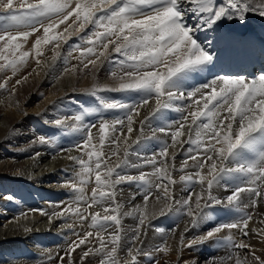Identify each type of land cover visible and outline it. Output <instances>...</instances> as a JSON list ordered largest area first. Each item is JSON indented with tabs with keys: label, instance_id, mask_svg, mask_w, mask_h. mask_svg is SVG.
Here are the masks:
<instances>
[{
	"label": "snow or ice",
	"instance_id": "6c2138e0",
	"mask_svg": "<svg viewBox=\"0 0 264 264\" xmlns=\"http://www.w3.org/2000/svg\"><path fill=\"white\" fill-rule=\"evenodd\" d=\"M74 2L75 6L72 7L73 0H0V10L3 11L0 21H4L0 23V61H3L0 63V71L11 69L15 74L18 67L31 55L29 51L23 50L22 41L27 42L30 36L40 32L41 29L43 36H37L32 44V52L37 58L43 55L42 45L61 39L66 42L68 37L56 32L55 29L74 15L73 24L79 22L76 32H83L89 26L94 29L92 35L86 37V43L90 47L76 46L81 57L95 56V59L88 60V64L96 65L101 57L107 59L110 46L111 52L119 57L118 61L113 62L114 70L110 72V79L114 81V85L94 84L90 90L86 91H90L93 96L108 91L143 94L138 105L109 102L97 96L104 109H127L129 134L133 132V114L139 115L137 107L147 104L149 98H155L156 101L153 115L164 109L173 108L175 101L188 100L191 102L190 107L194 106L193 110L182 116V120L177 122L174 130H171V125L160 126L153 130L154 135L158 131L170 136L172 141L171 145L164 142L158 153L161 163L165 165L164 169L156 167L157 156L146 161L154 168L151 175H155L162 182L164 180L168 182L163 186L162 195H157L156 199L169 201L172 199L168 185L175 184V180L167 171L168 149L176 148L178 144L183 147L185 141H182L180 137L185 135L184 130L187 129L189 134L187 143L195 144L196 149H189L190 154L180 170L184 171L189 167L188 161L191 160L193 162L191 166L197 171L194 176H181V180H186L193 185L199 183L202 189L205 181L207 182V195L204 196L203 192L195 194V208L192 207L193 194L190 189L188 198L182 202V207L186 209L185 214L191 217L192 226L195 227L206 218L205 209L209 206L239 207L243 193L248 194L250 201L244 207L254 209L259 199L264 197V191H262L264 189V72L253 78H246L243 75L235 77L218 75L187 92L184 86L185 82L195 74L204 72L215 59L214 54L198 42L195 32L218 26L224 20L244 22L250 13L264 18V0H74ZM190 18H195L198 23L188 24L187 20ZM64 32L69 36L72 34L69 33V28H65ZM82 39L85 38L82 37ZM98 45L102 47V50L97 55L95 49ZM56 47H59L58 43ZM58 54L54 53V58ZM39 62L37 59V63ZM0 87L5 85L0 84ZM175 110L184 111L181 107H175ZM87 111L88 109H84V112L71 118L82 123L84 113ZM54 123L56 126H64L65 120L57 119ZM143 123L144 121H141V124ZM123 124V120H117L112 125L107 122L100 123L101 150H97V146L93 143L91 127L95 125L86 127L87 138L77 147L87 155L88 160L69 157L76 160L81 167V172L76 174L79 177L78 183L70 181L69 186L80 193L78 201L86 203L87 208L82 210L78 203L76 208L68 206L54 215L60 216L70 212L84 221L88 218L85 215L87 209L109 200L111 203L103 208L105 213L103 216L99 212L88 213L92 220L91 226L99 225L103 228L108 222H112L117 228L114 234H110L108 242H105L104 237L97 233L99 247L85 251L82 260L90 254H102L99 264H118L116 255L121 239L119 234L121 206L116 204L114 188L125 182L149 183L150 174L144 172H141L138 177L121 175L117 170L125 166V161L117 163L114 168L107 167L111 156L119 154V137L112 139V143L117 146L116 150L105 157L102 149L106 135L109 130L115 132L116 125L123 126ZM193 132L197 137L196 140L192 139ZM36 142L49 143L43 136L33 141V143ZM124 142H127L126 136ZM128 151L129 149L125 147V156ZM193 151L195 154H191ZM175 155L173 153V160ZM205 168H207L206 175L202 174ZM162 172L163 175H161ZM93 174L96 187L92 189L91 196L86 199L84 187L90 182ZM234 174H240L236 178L241 179L242 183L229 187L226 177H232ZM221 182L230 192L223 199L212 195L213 186ZM155 188L158 193L161 192V183H157ZM150 195V191L145 194V201ZM167 207L170 209L171 205ZM163 212L164 209H161V213ZM41 214H45L43 210ZM131 214L126 213V215ZM145 219L146 216L141 213L139 225L132 237L133 242L139 238L140 226L144 225ZM251 219V213L245 212L233 222L219 223L211 227L193 243L212 240L224 229L235 228L240 230L243 236H248L249 233L245 229L248 228ZM92 236V232H87L79 238L78 243L73 242L68 252L69 264H72L71 252L86 244L88 238ZM108 243L112 244L110 250H107ZM230 243L232 249L251 248V245L244 243L243 240L235 243L230 239ZM188 247H192V244ZM134 251L138 252L139 248H130L128 251L131 264H136ZM156 251L166 252L167 249L160 247ZM250 255L257 264H264V259L256 256L254 251ZM60 259L63 261V257ZM233 259L234 264H246L247 261L246 257L242 261L239 253L229 251L226 256L219 258V264H226ZM184 264H197V262L185 261ZM208 264H216V261H209Z\"/></svg>",
	"mask_w": 264,
	"mask_h": 264
},
{
	"label": "rangeland",
	"instance_id": "374dc122",
	"mask_svg": "<svg viewBox=\"0 0 264 264\" xmlns=\"http://www.w3.org/2000/svg\"><path fill=\"white\" fill-rule=\"evenodd\" d=\"M0 15H3L2 10H0ZM3 22L4 21H0V23ZM254 25L255 28L258 26L256 29L264 30V22L261 24L255 23ZM261 25L262 27H260ZM72 36L67 39L68 41L65 42L66 45L63 44L62 49L56 52L59 54L55 55V58V52L49 48L44 49L45 45H43V49H41L43 55L38 57L41 62H33L32 64L34 65L32 67V64H30V68H36V70L43 74L44 77L46 76L47 79H51L53 82H56L61 75L70 76L74 73L76 74L77 72L74 71L77 66L76 61L81 57L79 49H76V46L87 48L90 47V45H86V37H84L85 41H82L83 39L80 32L74 34L73 37ZM74 37L77 39V42H75ZM100 47L101 46L97 47L98 49L96 48L95 50L97 55L99 54V51L102 50V47ZM61 54H64V58L59 60ZM108 54L107 61H104L105 64L107 63L105 65V75H110L109 71L111 72L114 70L113 62L118 61L119 59L115 53H111V48H109ZM86 56H88L89 59H95V56L90 55H85L83 57ZM47 57L48 59L51 58L52 61L49 62ZM0 63H3V61H0ZM54 64L55 66H53ZM20 73V68L17 69L15 74H13L11 69L0 71V84L5 85V87H0V99L6 97L8 93H12L11 91L15 89L14 85L18 84L17 81L23 80L24 76L29 74V71H27L28 74H23L24 76H20ZM191 80H193V77L185 82L184 90L186 92L197 88L192 86L193 84L195 85V83H192L193 81ZM39 92L40 91H36V94L46 95V92ZM133 95V93H120L118 91L100 92L97 94V96L103 97L109 102L115 101L126 105H138L143 94L137 95L136 93L135 95L137 96ZM97 96H93L90 91L86 90L75 91L70 93V95L67 94V96H60L53 99L48 108L46 107L43 111L47 112L44 113V115H40V117H38V113L28 115L29 118L27 117L26 122H28L27 125L32 130L34 137L37 138L43 136L49 141V143H39L38 148L35 149L34 152L20 158L19 160H22L25 163L23 167L13 171L0 170V264H69L68 252L73 244H67L66 248L64 246L65 242L67 243L66 238L69 236L74 237L75 230L74 227L70 225V222L75 220L76 216L73 214L70 215L68 212H65L60 216L54 215V213H60L62 211L56 207L62 199L73 198L75 196V191L69 186V182H74L73 175L77 172H81V167L76 160L69 159V157H78L88 160L87 155L83 154L77 147L78 145H82L83 140L87 138L88 132L86 131V127L95 125V127H91L93 143L97 142V150H101L99 145V125L101 122H107L112 125L115 124L117 120L124 121L123 126L116 125V131L113 132L109 130L106 135L105 145L102 149L105 157L110 156L111 153L116 150L117 146L112 143V139L119 137V154L118 156H111V159L107 162V167L114 168L117 163L125 161V166L117 170L121 175L138 177L141 172L150 174L148 176L149 183H142L139 181L131 183L125 182L116 185L114 188L116 204L121 206L119 210V234L121 239L116 255L118 264H131V258L128 255L130 248H139L138 252L134 251V254L136 255V264H157V262L160 264L163 259L166 262L180 264V260L185 254L189 256L190 259L194 258V256L200 251H208L209 246L213 242H196L198 244L194 245H196V250L198 251L193 254L191 253L194 252V250L187 252L184 250L183 246L192 243L191 241H194V239L197 240L200 235H204L211 227H214L219 223H228L226 222V219H221L217 212L212 211V207L214 208L215 206H209L205 209L206 219L209 220V224H207L208 226L203 229L200 234L198 233V230H200L198 229V226L193 227L191 217L185 214L186 209L182 207V202L188 198L189 189L193 194L191 201L193 208H195L196 193L203 192L204 196L207 195L206 181L202 189V186L199 183L193 185L186 180H181V176H194L197 171L196 168L191 166L193 163L191 160L188 161L189 167L184 171L180 170L182 164L190 154L189 149H196L195 144L187 143L189 139L187 129L184 130L185 135L180 137L182 141H185L183 147L178 144L176 148L169 147L168 149V156H172V153L176 152L175 160H173L172 157H167V171L171 173L172 179L175 180V184L168 185L172 199L170 201L156 199L157 195H162L163 186L168 182L166 180L162 182L158 180L155 175H151L154 172V168L152 165L146 163V161L152 159L153 156H157L156 167L164 169L165 165L161 163V158L158 157V153L164 142L171 145L172 141L171 137L164 133L157 131L154 135L153 130L160 126L167 127L169 125L172 126L171 130H174L177 126V122L182 120V116L186 115L191 109L193 110L194 106L190 107V101H175L173 108L168 110L164 109L153 115L154 109L156 108V101L155 98H149L147 104L137 107L139 115L133 114V132L129 134L127 131V109H104L100 105ZM128 96H131L132 98L130 99ZM138 96H140V98ZM93 105H95L97 110L99 108V113L89 109V107ZM175 107H181L184 111L178 112L175 110ZM84 109H88V111L84 113L82 123L74 121L71 118L76 114L84 112ZM57 119L65 120V125L56 126L54 121ZM141 121H144V123L141 124ZM121 133H123V135H121ZM125 136L127 137L126 143L124 142ZM153 137H158L159 140L157 138V141L156 139H153ZM35 138L34 140H36ZM192 139H197L195 132L192 133ZM20 146L22 147V144L13 145L9 135L0 140V162L6 159L14 160L15 154L12 153H14V150L16 151V149H21ZM125 147L129 149L126 156L124 153ZM191 154H195V151ZM33 159H36L35 162H32ZM206 173L207 168L202 170V174L206 175ZM161 175H163V172ZM239 176L240 174H234L232 177H226L229 181V187L242 183L241 179L236 178ZM37 178L38 180H36ZM113 179H115V177H113ZM157 183H161V192L159 193L155 188ZM10 184L15 185L18 193L9 195L8 197H11V199L3 198L4 196H7L6 194H2L4 188H7ZM93 185L96 187L95 182ZM216 190L219 192H216ZM149 191L151 192V195L149 196V199L145 201L144 196ZM212 191V195L221 199L230 194V192L226 190L223 182L215 184ZM220 191L222 193H220ZM262 191H264V189H262ZM110 203L111 201L106 200L102 204L94 205L91 208V212L90 210L87 212H99L100 215L103 216L105 214L103 208ZM201 203H203V201H201ZM249 203L248 194H242V200L239 205L240 207L238 208H244V205ZM169 204L171 205L170 209L167 207ZM82 206L86 207L87 204L85 203ZM263 207L264 197L259 199L255 208L264 209ZM161 209H164L163 213H161ZM41 210H43L45 214H41ZM87 212L86 214H88ZM1 213L8 215L6 222H3ZM126 213L132 214L126 215ZM141 213H144L146 219L144 225L140 226L139 238L133 242L132 237L134 231L139 225ZM252 218L253 219L249 221L248 228L245 230L248 231L249 235L253 236L252 230L256 229V226L255 224L251 225V222L253 220L255 221L256 218ZM89 219L92 223L91 216H89ZM232 220L235 221L237 219L232 218L228 221L233 222ZM85 221L86 220H84L83 223H85ZM89 226V232H94L91 237L93 240L90 241L91 243L81 245L76 248L75 251H72L71 261L75 257L81 259L85 251L99 247L100 242L96 238L97 233L104 237L105 242H108L110 240V234H114L117 231L116 225L112 224V222H108L103 228L99 225L93 227H91V225ZM224 233H226L225 236ZM82 234L84 233L81 232L80 235ZM217 236H219V238ZM217 236L216 237L219 240L223 237L224 239L227 238L229 241L231 239V241L234 242H236L238 236H240L239 241L243 238L242 232L235 228L224 229L221 233L217 234ZM77 238L78 237L76 236L73 240H76ZM12 241H15L14 245L16 247L11 244ZM144 244L148 245L149 248H144ZM111 247L112 244L108 243L107 250H110ZM160 247L166 248L167 251H156V249ZM184 252L185 254L183 255ZM93 255L96 256V254ZM101 255L102 254L98 256L99 258L92 257L82 263L99 264L102 258ZM61 257H63V261H61ZM244 258L245 257L241 258V260L243 261ZM261 259H264V257H261ZM191 261H195V259H192ZM246 264H257V262L252 256H250V259H247Z\"/></svg>",
	"mask_w": 264,
	"mask_h": 264
},
{
	"label": "bare ground",
	"instance_id": "6f19581e",
	"mask_svg": "<svg viewBox=\"0 0 264 264\" xmlns=\"http://www.w3.org/2000/svg\"><path fill=\"white\" fill-rule=\"evenodd\" d=\"M74 6H75V2L73 0L72 7H74ZM74 20H75L74 15L72 17H69V19L64 24L59 25V27L57 29H55V31L63 33V35L65 37H68V38L72 35L74 36V34L79 33V32L75 31V29L78 27L79 22H77L76 24H73ZM263 22H264V18L259 17V15L250 13V14H248V18L244 22H240L239 20H231V21L224 20V21L220 22L218 26H213L210 29L200 30V31L195 32V36L198 38V42H200L203 46L207 47L214 54L215 59H214L213 63L211 65H209L208 68L204 72L195 74L193 76V79H196L197 77H200L202 75V78L204 81L205 79L210 78L211 76H214V75L218 76L219 75L218 73H223L224 75L233 76V74H228V72H227L228 67L234 68L232 66L233 65L232 62L234 61L233 50L234 49L237 50L236 56L240 59V56H241L240 51L242 49L243 43H247V44L251 45L252 42H256L257 45L261 46V44H260L261 40H260L259 36H262V35H259L258 33H256L254 31L253 27L255 26L254 25L255 23L261 24ZM45 23H47V21ZM187 23L190 25H194V24L198 23V21L195 18H190L187 20ZM239 24H242L243 26H245L248 29V31L244 37H236L232 33V29H234ZM69 25H72V26L69 27ZM256 27H258V26H256ZM260 27H262V25ZM65 28H69V33H72L70 36L68 33L64 32ZM90 31H91V33H90ZM93 31H94V29L91 26H89L83 32H80L81 37L90 36V35H92ZM89 33H90V35H89ZM261 34H262V30H261ZM37 36H41V37L43 36V30L42 29L40 30V32L30 36L28 38L27 42L22 41L23 50L29 51L31 53V55L29 56V58H27L26 62L23 63L18 68H20V71H21L20 76H22L23 74H28L27 71H29V74L27 76L23 75L24 76L23 80H20V83L14 85L15 89L13 91H11L12 93H8V95L6 97H3L0 99V140H2L3 138H5L6 136L9 135V138L11 139V143H13V145L14 144H18V145L22 144V147L20 146L21 149L17 150L16 148H14V149H16V151L13 149L14 153H12V154H15L14 160H7L6 159V160L0 162V170L13 171V170H17V169L23 167L25 163L22 160L20 161L19 159L28 155V154H31L32 152H34L35 149L38 148V146H39L38 142L33 143V141H30V140H34L35 137H34L32 130L27 125L28 122H26L29 114L38 113V115H39L38 117H40V115H44V113H47V112H43V111L46 109V107L48 108V106L50 105V102L53 99L60 97V96H67V94L70 95V93L75 92V91H85V90L93 87L94 84L99 85V86H113L114 85V81H112L110 79V75H108V74L105 75V73H104V71L106 70L105 65L107 64V63L105 64L104 61L106 62L107 59L104 58L105 59L104 60L103 57L97 61L96 65L88 64V60H89L88 56L83 57V58L80 57L79 60L77 59V61H76L77 66L74 69V71L77 73L76 74L74 73L70 76L61 75L56 82H53L51 79H47L46 76L44 77L43 74H41L39 71L36 70V68L31 69L30 67L31 66L33 67V65H34L32 63L36 62L38 59L35 56V53L32 52V44L35 42ZM70 40H72V39H70ZM76 40L77 39L75 38V42H77ZM78 40H79V38H78ZM82 41H85V40L83 39ZM57 43L59 44L58 48L56 47ZM63 44L66 45L65 40H63V39L58 40V41H53L52 43L45 45L44 49L49 48L56 53L60 49H62ZM86 45H88V44H86ZM69 46H70V44H69ZM97 47H99V45ZM110 48H111V46H110ZM41 49H43V45L41 46ZM63 55L61 54L59 60L64 58ZM108 56H109V54H108ZM262 56H263V54H262ZM43 58H45V57H43ZM47 59H48V57H47ZM48 61L51 62L52 59L49 58ZM30 64H32V65L30 66ZM86 64H87V67H85ZM53 66H55V64ZM218 66H221L220 68L225 67V70H223V71L218 70L217 69ZM24 68H26V69H24ZM258 68H261V71H264V62L262 63V65L260 67H256L255 69H258ZM109 73H110V71H109ZM206 73H208V74L205 77ZM191 81H193V80H191ZM190 87H191V85H190ZM196 87H199V86H196ZM36 91L37 92L38 91L46 92V95L45 94L39 95L38 93H37L38 94L37 95ZM133 94L135 95L136 93H133ZM137 95H139V94H137ZM137 95H135V96H137ZM131 96H128V97L131 99L132 98ZM138 97L140 98V96H138ZM136 99H137V97H136ZM89 109L92 111H95V112L97 111L96 113L100 112L99 108H98V110H99L98 111L97 108L95 107V105L90 106ZM157 138L153 137V139H156V140H157ZM35 139H37V138H35ZM158 140H159V138H158ZM4 141H5V139H4ZM94 144L98 148V143L96 142ZM169 157H172V156H168V158ZM35 160L36 159H33L32 162H35ZM76 174L73 175V181L78 183L79 177H77ZM85 179H88V177H85ZM36 180H38V178ZM93 184H94V175H92V177L90 178V182L87 185H85V187H84L86 199L91 196L92 189L94 188ZM17 191L18 190H17V188H15V185L10 184L7 188H4V191L2 194H6L7 196H4L3 198H6L11 194L18 193ZM221 191H220V193H222ZM22 192H23V190H22ZM216 192H219V191L216 190ZM243 194H246V193H243ZM79 195H80V193L75 191V196L73 198L62 199L61 202L58 203L56 207H58L59 210H63L65 208H67L68 206H71L72 208H76L78 203H79V206L82 210L86 209L87 206L86 207L82 206L85 203L78 201ZM88 210H90V212H91V208L87 209V211ZM212 211L217 212L218 214L220 213L221 216L225 217V219H230V220L232 218L238 219L245 212L251 213L252 217L256 218L255 221L253 220L251 222L252 223L251 225L255 224L257 232L252 231L253 236L248 234V236H243V238L241 239V240H243L244 243L251 245V248L232 249V245H231L230 241L227 240V238L224 239L222 237V239L219 240L218 239L219 236H217L218 238L216 237L212 240H209V241H212L213 243L209 246L208 251H200L198 254H196L194 256V258L190 259L189 256H187L184 252L183 255L185 254L186 257L185 256L182 257V259L180 260L181 261L180 264H184L185 261H191L192 259H195L197 264H208V262L212 261V260H215L216 264H219V258L226 256L229 251H234L236 253H239L240 258L247 257V259L248 258L250 259V256H251L250 253L253 251L255 252L256 256L264 257V223H261V221H264V209H260V208H254L253 209L251 207H248V208H245V207L244 208H238V207L237 208H229L226 206L217 205L214 208L212 207ZM68 213H70V212H68ZM70 215H72V213H70ZM85 215L88 216L85 223H83V221H81L76 215H75L76 219L70 222V225L72 227H74L75 234H74V237L69 236L68 238H66L67 243L65 242V246H64L65 248L67 247L66 246L67 244H69V243L73 244L74 241L76 243H78L79 238H82L85 235V233L89 232V230H88L90 227L89 225H92V223H91V221H89L90 215L86 214V212H85ZM7 217H8V215H6L5 213H1V218H2L3 222L7 221ZM206 218L201 220L196 225V226H198V229H200V230H198V233H200V234H201V231H203V229H205L208 226L207 224H209L208 223L209 220ZM15 224H17V223H15ZM91 227H93V226H91ZM81 232H83L84 234L80 235ZM92 233H94V232H92ZM187 233H190V232H187ZM225 234L226 233H224V236H225ZM76 236L78 238L76 240H73V238H75ZM239 237L240 236L237 237V240L235 243L241 242V240L239 241ZM229 238H230V236H229ZM91 240H93V239L91 237H89L87 243H91L90 242ZM12 242H11V244L14 245L15 241H12ZM191 242L192 243H190V244H192V247H188L189 244L187 246H183V247H184V250L187 252L194 250V252L191 253V254H193V253L198 251V250H196V245H194V244H198L199 242L198 243H193V241H191ZM143 247L146 249L149 248V246L146 244H144ZM14 249H16V248H14ZM171 254H173V253H171ZM98 256L99 255H97V254H96V256L93 254H90L89 256L84 257L83 260L78 259L76 257L75 258L73 257L74 259L72 260V264H83L82 263L83 261H87L92 257L95 258ZM167 256H169V255H167ZM234 259L227 261L226 264H233ZM160 264H174V262H166L163 259V261H161Z\"/></svg>",
	"mask_w": 264,
	"mask_h": 264
}]
</instances>
